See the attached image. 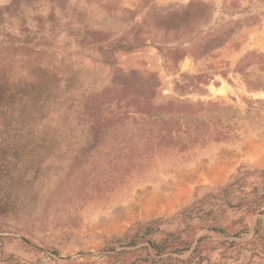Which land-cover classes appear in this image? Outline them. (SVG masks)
<instances>
[{
  "label": "rangeland",
  "instance_id": "obj_1",
  "mask_svg": "<svg viewBox=\"0 0 264 264\" xmlns=\"http://www.w3.org/2000/svg\"><path fill=\"white\" fill-rule=\"evenodd\" d=\"M261 171L264 0H0V264H264Z\"/></svg>",
  "mask_w": 264,
  "mask_h": 264
},
{
  "label": "trees",
  "instance_id": "obj_2",
  "mask_svg": "<svg viewBox=\"0 0 264 264\" xmlns=\"http://www.w3.org/2000/svg\"><path fill=\"white\" fill-rule=\"evenodd\" d=\"M243 173V170L241 168L238 169L237 174L235 175V177L233 178V182L231 183V185L234 184V182L238 179V177ZM263 176H264V171L260 172Z\"/></svg>",
  "mask_w": 264,
  "mask_h": 264
}]
</instances>
